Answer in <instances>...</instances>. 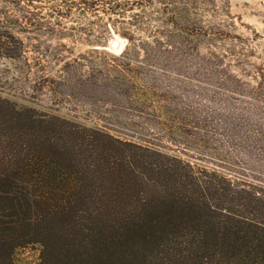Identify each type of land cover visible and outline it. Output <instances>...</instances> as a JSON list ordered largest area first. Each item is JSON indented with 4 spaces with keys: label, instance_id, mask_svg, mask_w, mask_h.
I'll use <instances>...</instances> for the list:
<instances>
[{
    "label": "rangeland",
    "instance_id": "rangeland-1",
    "mask_svg": "<svg viewBox=\"0 0 264 264\" xmlns=\"http://www.w3.org/2000/svg\"><path fill=\"white\" fill-rule=\"evenodd\" d=\"M0 32L9 194L51 146L102 131L190 164L214 220L264 240V0H0ZM40 255L21 246L12 264Z\"/></svg>",
    "mask_w": 264,
    "mask_h": 264
},
{
    "label": "trees",
    "instance_id": "trees-1",
    "mask_svg": "<svg viewBox=\"0 0 264 264\" xmlns=\"http://www.w3.org/2000/svg\"><path fill=\"white\" fill-rule=\"evenodd\" d=\"M11 41L0 32L5 56L14 54ZM95 133L86 144L75 136L51 146L53 153L31 163L39 180L22 194L6 190L19 175L17 182L9 172L0 178V210L14 216L0 215V264L33 243L41 245L39 264H264V240L214 220L190 164L154 163L147 159L169 157ZM125 151L130 163L115 162ZM145 187L152 196L142 199Z\"/></svg>",
    "mask_w": 264,
    "mask_h": 264
},
{
    "label": "bare ground",
    "instance_id": "bare-ground-1",
    "mask_svg": "<svg viewBox=\"0 0 264 264\" xmlns=\"http://www.w3.org/2000/svg\"><path fill=\"white\" fill-rule=\"evenodd\" d=\"M117 42V41H116ZM114 47H118V46H120V43L119 42H117V45H113Z\"/></svg>",
    "mask_w": 264,
    "mask_h": 264
},
{
    "label": "water",
    "instance_id": "water-1",
    "mask_svg": "<svg viewBox=\"0 0 264 264\" xmlns=\"http://www.w3.org/2000/svg\"><path fill=\"white\" fill-rule=\"evenodd\" d=\"M112 45H117V42H116V41H113V42H112Z\"/></svg>",
    "mask_w": 264,
    "mask_h": 264
}]
</instances>
